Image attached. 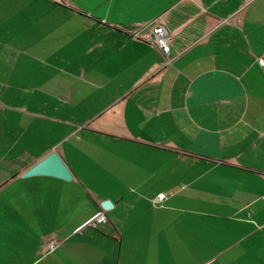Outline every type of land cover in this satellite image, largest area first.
Wrapping results in <instances>:
<instances>
[{"label": "crops", "instance_id": "0c3cea01", "mask_svg": "<svg viewBox=\"0 0 264 264\" xmlns=\"http://www.w3.org/2000/svg\"><path fill=\"white\" fill-rule=\"evenodd\" d=\"M154 22L167 65L135 35ZM52 151L70 181L22 177ZM115 152L138 159L122 218L83 181ZM0 236L9 264H264V0H0Z\"/></svg>", "mask_w": 264, "mask_h": 264}, {"label": "rangeland", "instance_id": "374dc122", "mask_svg": "<svg viewBox=\"0 0 264 264\" xmlns=\"http://www.w3.org/2000/svg\"><path fill=\"white\" fill-rule=\"evenodd\" d=\"M115 155V160H114V164L117 167L113 168L115 173H111L110 168L107 164V162L104 160V158H100L97 160V158L93 159V163L95 167H98V173L89 177H84V186L85 188H87L89 191H91L94 195H98V194H103L105 193L106 195L109 193L107 191L109 185L111 186H117V187H121L123 190L121 191V194L125 195V207L124 210H120L119 208H117L116 210H112V211H108L109 214H113V213H117L119 216H121V218L123 217V215L125 213L130 214L132 212V214H135L136 211V200L137 197H135V192H131L128 191L127 189L129 187H131V185H135L138 183V173H136V169H134L137 165H138V159H137V155L136 154H132L130 152H121V153H114ZM85 156H83L82 154H79L77 156H75V160L78 161L79 163L82 164L83 168H87L90 166L89 164V159L84 158ZM112 162V159L110 160ZM112 167V166H111ZM115 175H119L120 177V182L116 183L113 181V177ZM68 186H72V185H68ZM73 186H76L81 192L75 191L73 190V188H68V195H67V202L68 204L70 203V201L72 200V197H76L77 199L75 200V203H80L79 206L75 207V203L74 206L72 208H69L70 212L68 215L72 214V211H76L77 214L79 213H84L87 212L89 209V201L87 199V197H85L86 199L83 201H78V197L81 195H85V192L82 191V189H80V187H82V185H77V184H73ZM101 187H103V189H101ZM98 188L100 190H98ZM137 193H139V191H136ZM141 197V196H139ZM131 202H135L133 205H131L129 208L127 207L128 205H130ZM157 203V202H152ZM128 211H125L127 210ZM142 209V208H141ZM74 215V214H73ZM61 217V218H60ZM60 217L57 215V218L62 219V213L60 214ZM105 224H99V227L104 226ZM33 226L35 227V222L33 223ZM44 229L46 233L47 229L50 228L51 231H58L59 227L62 226V223H56V222H51L47 223L44 222L43 223ZM97 226V227H98ZM90 228V227H88ZM92 229V228H91ZM96 229V228H93ZM5 232H7V235H11L13 238L16 236V232L12 233L9 230H5ZM4 235V234H3ZM2 236V234H1ZM0 236V237H1ZM3 237H1L0 239V264H9V260H10V256L7 253H14V251H17L18 249H20L21 246L20 245V240H18L16 242V239H2ZM39 240H36V242H38ZM49 242V240H48ZM48 242H47V247L48 248ZM45 251V250H44ZM52 251V250H51ZM47 252V250H46Z\"/></svg>", "mask_w": 264, "mask_h": 264}, {"label": "built area", "instance_id": "2783aa9c", "mask_svg": "<svg viewBox=\"0 0 264 264\" xmlns=\"http://www.w3.org/2000/svg\"><path fill=\"white\" fill-rule=\"evenodd\" d=\"M136 36L140 37L142 40L149 42L156 46L159 51L165 57L166 65L171 62L169 58V46L168 40L170 38L169 32L165 25L157 22L154 24H149L146 28L142 29L141 31L135 34ZM110 110H107L109 112ZM166 196L163 193H160L156 196L154 202L161 201L165 199ZM107 221V217L103 210H99L95 212L86 222V226L96 228L99 224L105 223ZM58 244L57 240H49L48 242V250H53L54 247Z\"/></svg>", "mask_w": 264, "mask_h": 264}, {"label": "water", "instance_id": "95a60500", "mask_svg": "<svg viewBox=\"0 0 264 264\" xmlns=\"http://www.w3.org/2000/svg\"><path fill=\"white\" fill-rule=\"evenodd\" d=\"M32 176H50L65 181H70L72 178L70 170L55 151L50 152L47 156L22 173L23 178ZM100 207L102 210L106 211L112 208L113 205L110 200H103L100 202Z\"/></svg>", "mask_w": 264, "mask_h": 264}]
</instances>
